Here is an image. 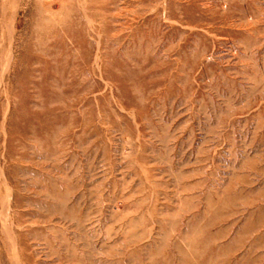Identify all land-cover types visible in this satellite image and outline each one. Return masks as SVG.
Wrapping results in <instances>:
<instances>
[{"label": "rangeland", "instance_id": "obj_1", "mask_svg": "<svg viewBox=\"0 0 264 264\" xmlns=\"http://www.w3.org/2000/svg\"><path fill=\"white\" fill-rule=\"evenodd\" d=\"M2 1L0 264H264V0Z\"/></svg>", "mask_w": 264, "mask_h": 264}, {"label": "bare ground", "instance_id": "obj_2", "mask_svg": "<svg viewBox=\"0 0 264 264\" xmlns=\"http://www.w3.org/2000/svg\"><path fill=\"white\" fill-rule=\"evenodd\" d=\"M18 1H19V0H18ZM2 2H4V0H3ZM12 3H13V2H12ZM4 5H5V3H4ZM16 5H17V4H15V6H16ZM1 7L3 8L4 6L1 5ZM49 8H50V7H49ZM43 9H44V8H43ZM40 10H41V9H40ZM2 11H3V9H2ZM4 11H5V10H4ZM3 13H4V12H3ZM12 13H13V12H12ZM46 14H47V13H46ZM2 15L4 16V14H2ZM43 20H44V19H43ZM45 22H46V21H45ZM1 24H2V23H1ZM90 24H91V23H90ZM9 26H10V25H9ZM9 30H10V28H9ZM10 32H11V31H10ZM7 55H8V54H7ZM8 56H9V55H8ZM8 56H7V57H8ZM10 56H11V54H10ZM10 56H9V58H11ZM9 58H8V59H9ZM35 59H36V58H35ZM44 62H45V61H44ZM24 65H25V64H24ZM67 67H68V66H67ZM0 76H1V75H0ZM60 76H61V75H60ZM2 77H3V76H2ZM60 79H61V78H60ZM65 85H66V84H65ZM83 94H84V93H83ZM92 98H93V97H92ZM71 100H72V99H71ZM6 105H7V104H6ZM68 112H69V111H68ZM0 126H1V125H0ZM83 128H84V127H83ZM72 131H73V130H72ZM8 135H9V134H8ZM96 136H97V135H96ZM94 138H96V137H94ZM64 140H65V139H64ZM94 142H95V141H94ZM84 147H85V146H84ZM36 148H37V147H36ZM72 150H73V149H72ZM39 171H40V170H39ZM58 182H59V181H58ZM190 186H191V185H190ZM43 189H44V188H43ZM227 190H228V189H227ZM95 197H96V196H95ZM44 201H45V200H44ZM50 202H51V201H50ZM3 205H4V204H3ZM114 205H115V204H114ZM250 205H251V206H253V205L255 206L254 203H251ZM169 206H170V205H169ZM70 207H71V206H70ZM257 207H258V206H257ZM259 207L261 208V206H259ZM259 207H258V208H259ZM85 209H86V208H85ZM86 210H87V209H86ZM112 210H113V209H112ZM70 211H71V210H70ZM251 214H252V213H251ZM69 215H70V213H69ZM232 215H233V214H232ZM232 215H231V216H232ZM54 216H55V215H54ZM32 217H33V216H32ZM229 217H230V215L228 216V218H229ZM92 218H93V217H92ZM110 218H111V217H110ZM228 218H227V219H228ZM72 219H73V218H72ZM72 219H71V220H72ZM90 219H91V217H90ZM24 220H25V219H24ZM71 220H70V221H71ZM137 221H138V220H137ZM196 221H197V220H196ZM71 222H72V221H71ZM164 222H165V221H164ZM18 223H19V222H18ZM231 223H232V222H231ZM21 224H22V223H21ZM28 225H29V224H28ZM136 225H137V224H136ZM232 225H233V224H232ZM168 226H169V225H168ZM170 226H171V225H170ZM188 227H191V225L189 224ZM79 228H81V227H79ZM86 229H87V228H86ZM125 230H126V229H125ZM189 230H190V229H189ZM157 232H158V231H157ZM170 232H171V231H170ZM195 232H196V231H195ZM158 233H159V232H158ZM158 233H157V234H158ZM150 235H151V234H150ZM138 236H139V235H138ZM21 237H22V236H21ZM53 238H54V237H53ZM208 239H209V238H208ZM39 240H40V239H39ZM53 240H54V239H53ZM135 240H136V239H135ZM149 242H150V241H149ZM152 242H153V241H152ZM21 243H22V242H21ZM202 243H205V245H209V244L211 243V241H210V240H207V242L205 241V242H202ZM10 244H12V243H10ZM148 244H149V243H148ZM43 245H44V244H43ZM173 245H174V248L178 251V253H179L180 255H183V256H182V260H184V262H187V261H186V260H187V259H186V258H187V255H186L185 253L183 254V250L180 248L179 243L176 241V242H174ZM220 245H221V244H220ZM260 247H261V246H260ZM218 248H221V246H218ZM222 249H223V248H222ZM65 250H66V249H65ZM258 251H259V250H258ZM125 255H126V254H125ZM140 255H141V254H140ZM257 257H258V256H257ZM257 257H256V258H257ZM141 258H143V257H141ZM258 259H259V258H258ZM29 260H30V259H29ZM142 260H143V259H142ZM26 261L29 262L28 260H26ZM260 261H261V260H260ZM36 262H37V261H36ZM53 263H55V262H53ZM248 263H249V262H248ZM260 263H261V262H260ZM99 264H100V263H99Z\"/></svg>", "mask_w": 264, "mask_h": 264}]
</instances>
